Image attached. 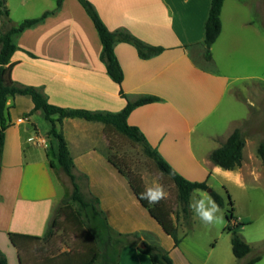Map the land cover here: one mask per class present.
I'll return each instance as SVG.
<instances>
[{
  "label": "crops",
  "instance_id": "obj_1",
  "mask_svg": "<svg viewBox=\"0 0 264 264\" xmlns=\"http://www.w3.org/2000/svg\"><path fill=\"white\" fill-rule=\"evenodd\" d=\"M56 1L5 0L15 25L53 11L41 22L12 36L17 47L11 57L14 82L39 89L49 104L68 109L119 112L127 99L155 96L158 101L136 107L127 123L136 127L178 174L191 182H205L210 189L214 182L244 187L246 176L260 177L257 170L264 169V160L255 155L264 144L258 139H245L242 156L246 147L250 157L241 167L226 170L209 160L210 153L221 147L235 128L250 121L252 109H258L257 102L264 97V87L249 86L247 97L242 100L250 110L238 111L234 101L240 93L235 82L243 81L241 86L247 87L250 78L260 77L221 73L214 56L215 45L221 39L223 51L254 40L256 57L264 53L262 28L249 16L237 15L244 13L239 11L244 10L243 5L232 6V12L225 15L223 9L228 0H224L221 31L211 46V59L206 61L203 39L210 0H88L109 31L126 30L145 44L163 49L158 55L142 59L132 45L116 43L114 52L123 72L119 85L106 72L100 58L102 43L83 6L78 0H63L56 9ZM246 7L248 12L255 10L260 14L258 21L264 26V4ZM250 94L258 101L251 102ZM229 95L231 98H227ZM33 107L28 95L9 96L4 112L9 125L4 131L0 158V252L7 264L12 260L14 264L15 258L19 261L8 234L44 235L64 196L56 175L57 140L49 135L52 123L41 110L32 113ZM39 116L48 123L43 126L45 135L37 121ZM55 128L67 144L74 172L85 176L88 193L99 200L98 207L111 229L119 234L139 233L156 239L173 264H209L215 245L211 250L202 248L185 227L179 226L182 220L177 222L172 215L180 240L175 246L142 207L127 179L107 160L108 142L102 123L64 118L55 122ZM130 248L141 261L144 259L134 247ZM228 257L210 264H230V254ZM260 263L261 259L255 264ZM144 264L151 262L145 260Z\"/></svg>",
  "mask_w": 264,
  "mask_h": 264
},
{
  "label": "trees",
  "instance_id": "obj_2",
  "mask_svg": "<svg viewBox=\"0 0 264 264\" xmlns=\"http://www.w3.org/2000/svg\"><path fill=\"white\" fill-rule=\"evenodd\" d=\"M62 1L63 0L56 1V9L61 6ZM78 1L91 18L95 29L97 30L102 43L101 61L105 64L107 74L115 83L121 85L123 81V72L114 52V46L116 43L132 45L142 59H148L163 51L160 47H153L145 44L126 30L109 31L99 18L93 5L88 0ZM223 2L224 0H210L203 39V58L206 61L211 59V46L216 41L221 31L220 12ZM52 13L53 11H46L38 18L26 19L15 25L9 17L5 0H0V158L4 144V131L9 125L6 116L4 115L7 98L16 95H28L31 97L34 105L32 113L41 110L44 113L45 119L52 123L49 135H52L57 140V162L59 169L69 177L73 183L71 200L80 205L82 209L87 210V214L91 213L93 214V217L99 218V223H94L93 226L95 227H91L90 231H86L79 210H77L71 203L62 201L58 206V213L64 217L63 221L65 224L74 228L76 235L74 247L67 251L51 253L48 255H44L43 253L40 261H32L29 264H96L101 258V251L96 238L99 237V240L106 238L110 241V234L113 233L115 236L119 237V244L126 241L128 238L136 239L138 237L136 233L124 235L111 229L98 207L99 200L96 197L89 194V201H84V198L79 192V187L75 182L74 164L72 157L69 154L67 144L62 134L57 132L55 128V122H61L64 118H76L102 123L104 125V132L108 141L109 150L116 147L118 142L123 139L129 142L132 146L142 147L145 155L153 162L155 169L165 176L175 187L177 191V201L180 205V211L177 212L176 218L178 220L181 219L185 227L190 226L191 212L189 208V200L191 193L194 190L207 191L211 198L219 204L220 208H224V201L219 194L210 189L205 182H191L178 174L160 156V154L147 143L143 134L136 127L128 125L127 118L136 107L154 103L158 101L157 97L142 96L135 101L127 99L126 106L119 112L68 109L49 104L45 95L39 89L21 86L12 80L11 70L13 63L11 62V57L17 49L12 36L36 25L47 15ZM120 94L123 98H126V95H124L122 91ZM52 116H57V119L53 120ZM244 144L245 137L241 129L235 128L222 146L210 153L209 160L214 165L226 170L241 167L243 163L242 149ZM258 153L260 158L264 160V145H260ZM107 160L127 179L139 203L149 212L150 216L157 222L163 232L172 238L174 245L177 246L180 240L177 234V226L172 219L173 213L171 204L165 199L154 205L149 204L146 200H141L139 198L140 193L145 190L141 176L130 170L128 164L124 161V158H120L119 160L115 154H107ZM51 167H55V165L51 163ZM82 177L85 178L83 175ZM228 199L231 209L228 211L226 219L231 221L233 208L229 196ZM246 224V222H238L234 223L233 228L230 226L225 228V230L231 233L230 242L232 254L239 260L245 258L251 252V247L236 231L237 227ZM57 225L58 223L54 219L52 221L50 220L49 226H51V228ZM49 226L45 234L42 236H31L17 233L8 234L10 243L18 252L19 264H28L22 257L23 252H26L32 246L37 248L41 241L49 240L52 237ZM144 245V248H138V250L149 257L151 264H173L168 252L160 247L155 241L152 244L144 243ZM41 251L44 252L43 250ZM260 259L261 257L256 255L245 261L244 264H255ZM0 264H7V260L1 252Z\"/></svg>",
  "mask_w": 264,
  "mask_h": 264
},
{
  "label": "rangeland",
  "instance_id": "obj_3",
  "mask_svg": "<svg viewBox=\"0 0 264 264\" xmlns=\"http://www.w3.org/2000/svg\"><path fill=\"white\" fill-rule=\"evenodd\" d=\"M254 4H264V0H228L224 5V14H230L232 12V6L234 5H243V9H240V12L237 15H246L249 16L257 25V27L262 28L264 31V26L258 20L260 14L252 10L250 12L247 11L246 6H253ZM242 7V6H241ZM246 7V8H245ZM8 10V9H7ZM228 25L225 23V36L228 34ZM223 40V39H221ZM221 40L215 45L214 56L215 60L219 64L218 71L225 72L230 76H250L255 77L256 75L260 77V79L250 78L249 84L245 88L243 85L241 86L243 81H236L235 87L239 88L240 95H237V99L235 102L237 110L247 111L250 110L248 103H245L242 100V97H247L246 89L248 87H255V85H259L264 87V53L262 52L261 57H256L254 52V46L257 44L256 41L252 40L249 45L245 44L244 46L240 45L237 49L227 51L220 47ZM250 51V52H249ZM245 89V90H244ZM252 94V93H251ZM248 95V98L251 102L255 103L254 96ZM227 98H231L229 95ZM258 109H252V113L250 116V121H248L244 126H240L242 129V133L245 139H258L261 144H264V97H261L259 102ZM37 121L40 123V128L45 135V128L43 126L48 125V123L44 120L43 117L39 116ZM108 142V141H107ZM251 142V140H250ZM107 154H115L117 158H124V161L128 164L130 170L139 174L143 180L145 188L147 186H151L154 182H158L163 185L165 192L167 193V200L172 206V215L177 216V212L180 211V205L177 201V191L172 183L163 176L159 171H157L153 165V162L145 155L144 150L140 146H132L126 140H120L116 147L113 149L107 150ZM243 162L246 161L250 157L249 148H244L243 150ZM257 159H261L257 150V154L255 155ZM50 158H52V154H50ZM123 160V159H122ZM262 160V159H261ZM260 177H256L253 174L245 177L244 187H236L233 185L223 184L221 185L218 182L213 183V190L219 194L224 201V208H222V220L214 225H205L201 222L198 216L190 209L191 212V220L190 226L185 227L183 222L179 226L185 227L187 234L204 249L211 250L210 247L215 245V248L212 250V256L209 259V264L216 259H226L229 258L230 254V264H244L245 261L259 255L261 257V263L264 264V169L260 168L257 170ZM56 175L60 181V184L64 191V196L59 202V204L55 207L53 216L51 221L54 219L58 225L51 228L52 237L49 240H43L39 243V246L36 248L35 246L30 247L26 252L22 253V257L26 263H31L32 261H40L41 256L45 254L58 253L70 250L74 247V242L76 240V235L74 228L64 223V217L58 213V206L62 201H66L71 203L77 210L80 212V216L84 221V229L86 231H90L91 227L94 223H99V218L93 217V214H87V210H84L77 203L71 200V195L73 193V183L60 169L56 171ZM76 177V184L79 187V192L84 198V201L88 202L89 193L86 186V180L81 175L74 172ZM232 202V220L228 221L226 219V215L228 211L231 209L229 204L228 195ZM209 193L207 191L193 192L189 203L193 198L200 199L209 197ZM211 197V196H210ZM242 219L246 223L249 224L239 226L236 228L238 234L242 237V239L251 247V252L243 259H236L231 251V233L225 228L230 226L234 227V223H238L239 220ZM179 220L177 219V222ZM138 237L136 239L128 238L126 241L119 243V237L115 236L113 233L110 234V241L105 239L97 241L99 243L101 258L96 264H144L145 260H149V257L138 250L139 243H145L142 239L153 243V238L136 233ZM122 240V239H121ZM108 241V242H107ZM155 241H157L155 239ZM130 247H134L138 254H142L141 257H137L139 255H134L132 253V249ZM43 250L44 252H42ZM16 259V260H15ZM14 259V264H19L17 258ZM144 260V261H143ZM150 261V260H149ZM222 261V260H221ZM10 264H13V260L10 261Z\"/></svg>",
  "mask_w": 264,
  "mask_h": 264
},
{
  "label": "clouds",
  "instance_id": "obj_4",
  "mask_svg": "<svg viewBox=\"0 0 264 264\" xmlns=\"http://www.w3.org/2000/svg\"><path fill=\"white\" fill-rule=\"evenodd\" d=\"M198 191L199 190H194V193ZM166 197L167 193L163 185L158 182H154L151 186H147L144 192L140 193L139 196L141 200H146L151 205L158 204ZM189 208L205 225H214L222 220V210L219 204L210 196L207 199L203 197L200 199L193 198L189 203Z\"/></svg>",
  "mask_w": 264,
  "mask_h": 264
},
{
  "label": "water",
  "instance_id": "obj_5",
  "mask_svg": "<svg viewBox=\"0 0 264 264\" xmlns=\"http://www.w3.org/2000/svg\"><path fill=\"white\" fill-rule=\"evenodd\" d=\"M144 246H145L144 243H139L138 244V248H140V249L144 248Z\"/></svg>",
  "mask_w": 264,
  "mask_h": 264
}]
</instances>
